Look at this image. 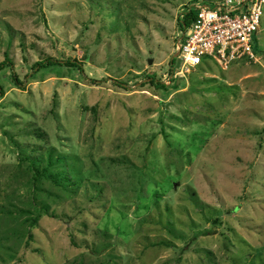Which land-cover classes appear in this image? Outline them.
Returning <instances> with one entry per match:
<instances>
[{
	"label": "rangeland",
	"instance_id": "obj_1",
	"mask_svg": "<svg viewBox=\"0 0 264 264\" xmlns=\"http://www.w3.org/2000/svg\"><path fill=\"white\" fill-rule=\"evenodd\" d=\"M192 1L0 0V264H264V4L256 59L185 71Z\"/></svg>",
	"mask_w": 264,
	"mask_h": 264
},
{
	"label": "built area",
	"instance_id": "obj_2",
	"mask_svg": "<svg viewBox=\"0 0 264 264\" xmlns=\"http://www.w3.org/2000/svg\"><path fill=\"white\" fill-rule=\"evenodd\" d=\"M263 4L264 0L189 3L195 16L175 41L179 67L186 71L214 62L226 70L242 58L256 59L253 43L258 40Z\"/></svg>",
	"mask_w": 264,
	"mask_h": 264
},
{
	"label": "trees",
	"instance_id": "obj_3",
	"mask_svg": "<svg viewBox=\"0 0 264 264\" xmlns=\"http://www.w3.org/2000/svg\"><path fill=\"white\" fill-rule=\"evenodd\" d=\"M183 6H184L183 10L180 12V14L176 18V20H177L176 39L181 35V33L185 30V28L191 23V21L193 20V18L195 16V10L193 8H189L187 5H183ZM10 42L11 41L9 39L8 43H10ZM257 42H258L257 40H254V43H253V49H254L255 53H257L259 51ZM7 56L8 55L6 54L5 57L7 58ZM6 62H8V59H4V61L0 62V70H2L4 68V66L6 65L5 64ZM59 63L60 62L58 60H54L51 58H45L43 60L41 59V60L37 61L35 63V68H37V70H41V69L46 68L48 66L56 65ZM63 64L69 65V66H78L79 65L75 60L73 61L70 59H67L66 61H64ZM173 64H174V58H171V60H170L171 68L173 67ZM170 73L172 75V69L170 70ZM146 76L148 78H150V83L158 85L162 88L166 87V85L164 83L156 81L154 74H151V75L147 74ZM170 81L172 82V85L174 87L178 86L176 83V81H177L176 77L170 78ZM14 82L16 84H20V81L18 80V78L16 76L14 77ZM3 93H4L3 87L0 85V96L3 95ZM25 158L28 160V162L31 166V171L33 170V172H34V177H33L34 179L45 178V179L53 181L56 184H63L69 180L67 177V173L65 172L64 169H60L58 171H54L51 169L53 167L56 168V166L58 167L64 161V158L66 159V157L64 155H58L57 157L52 159L51 152H48V161L44 166H40L39 164L41 162L35 158H30L28 156H26ZM78 179H80V176L78 177ZM44 210H46V208ZM36 218H37V215L34 218H32L31 224H34V222L36 221Z\"/></svg>",
	"mask_w": 264,
	"mask_h": 264
},
{
	"label": "water",
	"instance_id": "obj_4",
	"mask_svg": "<svg viewBox=\"0 0 264 264\" xmlns=\"http://www.w3.org/2000/svg\"><path fill=\"white\" fill-rule=\"evenodd\" d=\"M176 55H177V53H176Z\"/></svg>",
	"mask_w": 264,
	"mask_h": 264
}]
</instances>
